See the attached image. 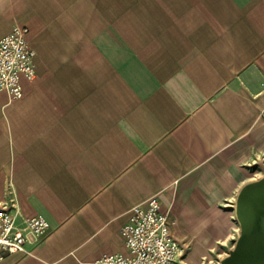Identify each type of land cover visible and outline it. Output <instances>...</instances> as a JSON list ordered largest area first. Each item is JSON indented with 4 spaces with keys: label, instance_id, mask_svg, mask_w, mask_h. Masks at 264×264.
Masks as SVG:
<instances>
[{
    "label": "crops",
    "instance_id": "1",
    "mask_svg": "<svg viewBox=\"0 0 264 264\" xmlns=\"http://www.w3.org/2000/svg\"><path fill=\"white\" fill-rule=\"evenodd\" d=\"M146 1L0 0V36L29 27L38 70L0 92V208L51 224L2 264L125 253L155 196L183 261L237 235L264 173V0Z\"/></svg>",
    "mask_w": 264,
    "mask_h": 264
},
{
    "label": "built area",
    "instance_id": "2",
    "mask_svg": "<svg viewBox=\"0 0 264 264\" xmlns=\"http://www.w3.org/2000/svg\"><path fill=\"white\" fill-rule=\"evenodd\" d=\"M29 37L30 29L24 25L0 36V92L12 100L24 96L23 81L38 79L37 52ZM50 227L42 215L25 217L20 223L10 208H0V264L9 255L27 252L31 239L42 237ZM122 234L127 251L104 252L92 264H179L185 255L158 196L133 207Z\"/></svg>",
    "mask_w": 264,
    "mask_h": 264
},
{
    "label": "water",
    "instance_id": "3",
    "mask_svg": "<svg viewBox=\"0 0 264 264\" xmlns=\"http://www.w3.org/2000/svg\"><path fill=\"white\" fill-rule=\"evenodd\" d=\"M236 216L240 234L221 264H264V177L241 189Z\"/></svg>",
    "mask_w": 264,
    "mask_h": 264
},
{
    "label": "rangeland",
    "instance_id": "4",
    "mask_svg": "<svg viewBox=\"0 0 264 264\" xmlns=\"http://www.w3.org/2000/svg\"><path fill=\"white\" fill-rule=\"evenodd\" d=\"M136 2H150L146 0H129V10L130 14L133 12V9H136ZM19 25V24H17ZM16 26V25H14ZM264 177V173L259 175L256 180ZM234 219L237 222V216L236 214L234 215ZM240 224H239V231H237V235L231 238V240L227 242L219 241L215 242L214 245H210L209 239H205L203 242L204 247L201 249L198 247H189L188 252L189 255L191 254L192 256L198 257V260L192 261L190 256L188 257V260L183 261L180 264H221L222 259L228 256L230 253V250H232L235 246L236 240L238 238V234H240ZM185 253H186V248H185ZM191 260V261H190Z\"/></svg>",
    "mask_w": 264,
    "mask_h": 264
}]
</instances>
